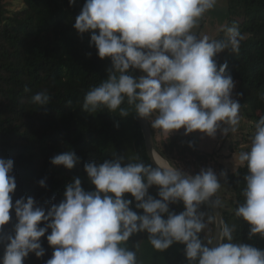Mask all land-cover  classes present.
Returning <instances> with one entry per match:
<instances>
[{"label":"clouds","instance_id":"9594fccd","mask_svg":"<svg viewBox=\"0 0 264 264\" xmlns=\"http://www.w3.org/2000/svg\"><path fill=\"white\" fill-rule=\"evenodd\" d=\"M69 3L75 5L76 0ZM219 3L86 0L74 28L81 36L91 34V45L101 59L111 60V68L107 79L86 93L82 110L107 109L126 118L131 108L166 139L180 129L185 135L198 131L213 138L218 131L224 136L237 134L247 121L241 104L233 99L236 85L227 72L228 64L218 67L216 57L226 50L238 55L246 36L235 23L222 26V39L198 31L200 22ZM137 71L146 75L137 76ZM50 100L47 89L30 96V103L40 109ZM249 141L246 150L234 154L235 163L246 169L244 200L234 215L250 226L249 240L264 239V116L252 122ZM80 161L69 150L50 162L72 170ZM13 169L11 158H0V245L4 246L0 264H24L30 254L43 258L46 250L41 238L49 229L46 238L54 251L46 264H141L140 243L128 247L130 238L139 233H147L158 252L183 244L187 264H264V248L235 242V225L221 223L219 239L201 238L216 220L201 211V205L222 206L217 193L221 179H227L225 172L218 176L208 168L193 175L163 156L145 164L138 155L128 163L114 155L103 163L84 164L94 191H86L81 178L73 177L65 198L45 209L32 197L13 203L17 189ZM39 184L47 186L45 179ZM153 186L159 189V199L149 194ZM126 194H131L142 214L133 210V200ZM181 202L183 212L170 210V205ZM13 210L14 234L5 235Z\"/></svg>","mask_w":264,"mask_h":264},{"label":"trees","instance_id":"16d2710c","mask_svg":"<svg viewBox=\"0 0 264 264\" xmlns=\"http://www.w3.org/2000/svg\"><path fill=\"white\" fill-rule=\"evenodd\" d=\"M86 0H24V6L14 14H8L4 0H0V158L14 161L17 183L13 203L21 197H32L37 206L48 209L59 204L65 197L66 185L73 177H79L86 191H94L84 164H98L115 156H139L145 164L152 163L140 125V118L130 108V114L121 118L107 109L88 113L82 110L84 96L108 77L110 59H101L91 45L90 33L81 36L74 28ZM230 14L236 15L229 25L235 23L246 39L238 55L227 50L216 57L218 67L228 64L227 72L238 84L235 100L249 122L264 116V0H227ZM224 38L221 32L217 39ZM90 54V55H89ZM135 75H143L139 71ZM32 91L26 93L25 88ZM47 89L50 105L40 109L30 103V96ZM119 125L118 127L116 125ZM151 126V125H150ZM152 129V128H151ZM155 144L161 155L175 162L183 171L193 175L201 169L216 171L214 153L201 150L193 133L185 135L180 129L169 139L152 129ZM74 151L81 161L68 170L50 161L66 151ZM154 166V165H153ZM246 169L238 168L221 179L222 188L217 193L221 201L224 223L235 225V242L249 243L264 248L259 236L248 239L249 225L234 215L238 204L243 203L244 175ZM45 179L46 187L39 181ZM158 187L149 194L159 199ZM127 199L134 198L126 194ZM170 210L183 212V203L170 205ZM201 211L214 215L208 205ZM215 216V215H214ZM17 223L15 212L4 228L5 235L14 234ZM43 226V225H42ZM216 220L208 225L201 238L214 239ZM41 238L46 254L37 258L30 254L24 264H46L54 249L48 244L47 235ZM147 233L130 238L128 247L140 243L137 252L141 264H187L185 246L174 243L164 252L156 251L148 242ZM4 246L0 245V257Z\"/></svg>","mask_w":264,"mask_h":264},{"label":"rangeland","instance_id":"374dc122","mask_svg":"<svg viewBox=\"0 0 264 264\" xmlns=\"http://www.w3.org/2000/svg\"><path fill=\"white\" fill-rule=\"evenodd\" d=\"M227 5V0H220L218 6L206 14L200 22L198 30L200 34L217 38L222 32V26L225 24L229 25L230 21H234L232 19L237 18L236 15L230 14ZM4 6L8 14H14L23 8L24 0H4ZM235 85L233 99H235L238 87L237 83ZM241 115L247 123H242L240 131L235 135L224 136L218 131L215 138H213L198 131L193 132L198 147L203 151L214 153L212 160H214L216 171H219L218 169L222 167L221 171L226 174L235 172L239 168V165L235 163L234 154L246 150L250 144L249 136L252 130V121L249 122L246 119L242 109ZM223 127H226V125Z\"/></svg>","mask_w":264,"mask_h":264},{"label":"water","instance_id":"95a60500","mask_svg":"<svg viewBox=\"0 0 264 264\" xmlns=\"http://www.w3.org/2000/svg\"><path fill=\"white\" fill-rule=\"evenodd\" d=\"M143 75H146L143 73ZM140 125L142 128V132L146 141V148H147V153L148 156L153 163V157L158 155L162 156L159 149L157 148L153 136V132L150 126V122L144 119L140 118ZM155 166V165H154ZM212 200H215V197L211 198ZM214 215L216 216V228H215V235H214V240L219 239L220 236V225L221 223H224L223 221V216L221 212V208L213 209Z\"/></svg>","mask_w":264,"mask_h":264},{"label":"bare ground","instance_id":"6f19581e","mask_svg":"<svg viewBox=\"0 0 264 264\" xmlns=\"http://www.w3.org/2000/svg\"><path fill=\"white\" fill-rule=\"evenodd\" d=\"M157 156V155H156Z\"/></svg>","mask_w":264,"mask_h":264}]
</instances>
